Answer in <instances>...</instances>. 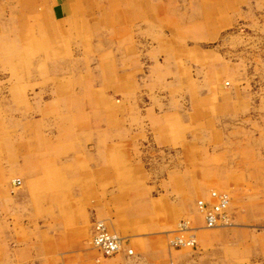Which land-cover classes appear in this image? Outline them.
<instances>
[{
  "label": "rangeland",
  "instance_id": "obj_1",
  "mask_svg": "<svg viewBox=\"0 0 264 264\" xmlns=\"http://www.w3.org/2000/svg\"><path fill=\"white\" fill-rule=\"evenodd\" d=\"M110 261L264 264V0H0V264Z\"/></svg>",
  "mask_w": 264,
  "mask_h": 264
},
{
  "label": "built area",
  "instance_id": "obj_2",
  "mask_svg": "<svg viewBox=\"0 0 264 264\" xmlns=\"http://www.w3.org/2000/svg\"><path fill=\"white\" fill-rule=\"evenodd\" d=\"M14 184H21L20 179H16ZM231 203V195L226 191L213 190L210 199H200L197 206L205 216L206 226L215 228L223 224H227L230 220L228 210ZM194 229L190 221H181L176 235L171 240L174 247H184L185 245L195 246ZM92 244L98 248L104 255L112 256L125 248V241L116 233L111 231L107 224L102 221L94 222L92 229ZM132 254V250H128ZM171 264H174L173 262Z\"/></svg>",
  "mask_w": 264,
  "mask_h": 264
},
{
  "label": "crops",
  "instance_id": "obj_3",
  "mask_svg": "<svg viewBox=\"0 0 264 264\" xmlns=\"http://www.w3.org/2000/svg\"><path fill=\"white\" fill-rule=\"evenodd\" d=\"M77 2H78V0H48V4H49V6L52 7L54 16L56 18L67 17L70 14V12H72L73 5L75 3H77ZM99 171L100 170L94 171L93 176H100L101 173H99ZM102 176H104L103 180L107 181V180H110L111 177L114 176V174H113V171L111 170V168H108L107 172L104 173ZM214 187H217V186H214ZM152 196L153 197H151V193H149V199L158 198V195H156V194L155 195L153 194ZM201 198H208V194H207V196H203ZM101 214H103L102 215V219H99V220L104 221L107 224V226L110 229H112L111 220H114V216L110 214L111 217H106L105 215H107L108 213H103V212H101ZM194 216L197 217V219H199L198 212ZM116 229H119V233H120L119 235H121L122 238H125L126 236H129L128 234H130V232H131V230H125V229H122V228H119V227H117ZM200 231H201L200 235H201V238L203 239V241L209 240L211 238V236L213 235L212 233L208 232L205 228H201ZM130 249L133 250V248H130ZM133 253H134V250H133ZM118 263H119L118 261L117 262L116 261H110V262H108L106 264H118Z\"/></svg>",
  "mask_w": 264,
  "mask_h": 264
},
{
  "label": "bare ground",
  "instance_id": "obj_4",
  "mask_svg": "<svg viewBox=\"0 0 264 264\" xmlns=\"http://www.w3.org/2000/svg\"><path fill=\"white\" fill-rule=\"evenodd\" d=\"M217 191V190H216ZM202 212V211H201ZM203 213V212H202ZM120 237V236H119ZM195 239H196V235H195Z\"/></svg>",
  "mask_w": 264,
  "mask_h": 264
}]
</instances>
